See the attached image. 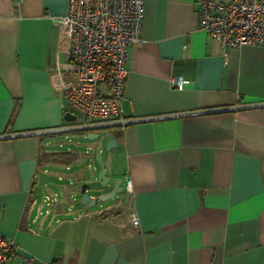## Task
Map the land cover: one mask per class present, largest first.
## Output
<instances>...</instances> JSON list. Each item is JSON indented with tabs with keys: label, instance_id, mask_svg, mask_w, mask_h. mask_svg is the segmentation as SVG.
I'll return each mask as SVG.
<instances>
[{
	"label": "crops",
	"instance_id": "1",
	"mask_svg": "<svg viewBox=\"0 0 264 264\" xmlns=\"http://www.w3.org/2000/svg\"><path fill=\"white\" fill-rule=\"evenodd\" d=\"M143 1L141 40L127 47L124 117L264 102V45L222 47L198 28V0ZM67 9L68 0H0V134L67 124L62 91L75 78L57 21ZM108 133L116 144L106 175L130 181L128 201L73 213L62 200L75 189L50 168L92 162L103 143L57 151L44 147L47 136L0 139V231L18 252L4 264L25 254L35 264H264V107ZM62 152L72 160L42 158ZM38 192L51 217L41 216Z\"/></svg>",
	"mask_w": 264,
	"mask_h": 264
},
{
	"label": "built area",
	"instance_id": "2",
	"mask_svg": "<svg viewBox=\"0 0 264 264\" xmlns=\"http://www.w3.org/2000/svg\"><path fill=\"white\" fill-rule=\"evenodd\" d=\"M198 28L222 47L264 45V2L260 0H198ZM143 0H68L67 13L59 18L60 36L68 42L66 56L75 81L65 86L66 110L78 116L77 123L122 120L127 47L141 40ZM175 87L183 80L170 78ZM130 181L125 191L130 189ZM133 224L138 223L135 214ZM14 240L0 231V264L17 255ZM23 264L35 257L20 256Z\"/></svg>",
	"mask_w": 264,
	"mask_h": 264
},
{
	"label": "water",
	"instance_id": "3",
	"mask_svg": "<svg viewBox=\"0 0 264 264\" xmlns=\"http://www.w3.org/2000/svg\"><path fill=\"white\" fill-rule=\"evenodd\" d=\"M264 107V102H251V103H242L231 106H222L215 108H206L193 110L189 112H177V113H168V114H158L151 116H140V117H129L122 120H109L102 122H88V123H77L76 115L65 111L63 114V120L67 123L60 126L50 127V128H41L35 130H25V131H11V127L4 133L0 134V139H8L15 137H25V136H48L58 133H69V132H83L88 139H98V145L100 146L103 143V146L106 151H109L114 148L116 144L115 138H108V130L113 127L128 125L132 123L156 120V119H165L172 117H181V116H191V115H201L217 112H230L234 110H242L249 108H259ZM102 135V136H101ZM100 138V139H99ZM95 160L98 163L99 170L97 172V177L95 184L83 183L81 184L80 194H81V203L86 208L95 207L100 203L111 201L112 203L128 201L129 195L125 192V187L121 178H117L114 175H106V166L102 160L101 152H95ZM90 192H94L91 196Z\"/></svg>",
	"mask_w": 264,
	"mask_h": 264
},
{
	"label": "rangeland",
	"instance_id": "4",
	"mask_svg": "<svg viewBox=\"0 0 264 264\" xmlns=\"http://www.w3.org/2000/svg\"><path fill=\"white\" fill-rule=\"evenodd\" d=\"M78 119L77 121L81 120V114L76 112ZM102 136V135H101ZM100 139V138H99ZM46 144H44L46 149L49 150H57V151H64L67 148H75L80 151H84L86 148V145L92 144L93 142L98 141V139H88L86 135L83 132H69V133H58V134H52L48 135L45 137ZM106 150L104 148L103 153L101 154L102 160L105 164V159H106ZM106 165V164H105ZM93 166H98V163L96 162L95 159H92V162L89 161H81L77 162L75 164H72L66 169L65 167H59V168H53L51 167L50 169L57 172V174H60L59 178L57 174L52 175L53 181H55L57 184H69L71 187L75 189L76 195L73 196L72 200L70 199L69 202H63V208L67 211L71 210L73 212H76V209L79 205H81V194H80V188L81 184L83 183H89L94 185L95 184V179L94 174L95 171L93 170ZM39 178H42L44 173L42 170L39 171ZM41 179H39L40 181ZM45 195L47 194H42L41 192H38L37 197L39 201L41 202L44 198ZM50 197H52V193L48 194ZM58 199H60L61 195H57ZM47 202V203H46ZM49 200L45 198V200L41 203V216H47L51 217L52 212L51 208H49ZM110 202V201H107ZM50 212V214H46V212Z\"/></svg>",
	"mask_w": 264,
	"mask_h": 264
},
{
	"label": "trees",
	"instance_id": "5",
	"mask_svg": "<svg viewBox=\"0 0 264 264\" xmlns=\"http://www.w3.org/2000/svg\"><path fill=\"white\" fill-rule=\"evenodd\" d=\"M50 156L55 157L54 160H58L60 157H63L64 155H68L69 157L67 158L68 160H72V158L70 157V152H62V153H49V154H43L42 158H48Z\"/></svg>",
	"mask_w": 264,
	"mask_h": 264
}]
</instances>
